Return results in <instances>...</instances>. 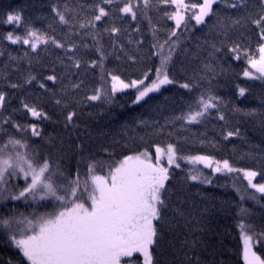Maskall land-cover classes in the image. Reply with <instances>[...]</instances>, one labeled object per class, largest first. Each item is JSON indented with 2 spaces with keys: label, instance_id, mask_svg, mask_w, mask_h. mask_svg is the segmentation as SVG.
Masks as SVG:
<instances>
[{
  "label": "trees",
  "instance_id": "obj_1",
  "mask_svg": "<svg viewBox=\"0 0 264 264\" xmlns=\"http://www.w3.org/2000/svg\"><path fill=\"white\" fill-rule=\"evenodd\" d=\"M96 2L0 0V92L6 96L5 106L0 109V146L6 142L8 135L25 139L29 144L27 151L34 154L38 162L47 156L53 168L58 165L66 175L75 179L78 166L81 173L87 171L89 157L122 159L145 149L153 153L156 146L166 147L168 143H178L183 148V155H208L219 161L226 159L237 169L256 171V182H264V108L261 107L264 82L242 78L247 68L245 59L233 60L232 54L222 49L223 55L216 54L220 59L214 63L217 72L214 79L211 78L213 74L208 73L210 79L201 82L203 87H196L192 91L179 87V83L186 82V74L192 75L194 70L201 69L209 61L205 40L211 37L205 35L207 29L203 26H194L189 31L178 30L179 46L173 56L170 72L178 83L165 86L139 105L132 104L135 90L117 93L112 103L103 97L97 101L86 99L97 88L111 93L108 73L130 81L143 78L144 73L149 72V79L145 83H150L155 78V67L160 62L158 57L152 55L149 26L139 18L133 21L131 17H121L118 11H114L110 17L97 22V29H79L77 20L89 19L94 14L92 6ZM53 6L65 13L76 25L72 31L80 35H73L68 26L59 23L58 17L52 12ZM119 6H123L122 2ZM139 6L143 7L142 4ZM103 7L112 11L108 5ZM17 10L22 15V24L19 27L7 24V15ZM165 10V6L153 4V11L150 12L156 21L155 27L160 29L161 38H166V28L174 27L172 21L162 19ZM191 24L195 25V22L191 21ZM25 25H31L65 43L74 42L80 47L74 49L73 53H66L48 44L39 45L37 51L32 52L30 46L12 44L5 38L8 32L23 36ZM111 27L121 28V32L111 36L103 31ZM125 28L127 31H123ZM96 30L101 33L100 43L105 54L103 74L99 67H89L91 61H99L95 42L87 35ZM67 36L71 39H66ZM258 42V36L250 42L245 41L246 44L250 43L253 51ZM73 54L82 60L79 69L71 67V61L67 59L68 55ZM182 68L185 72L181 71ZM29 74L36 77L30 84L25 83ZM48 75H55L57 81L53 83L46 80ZM40 83H44L46 88H40ZM11 84L20 87L12 88ZM73 84H80V88L74 90ZM209 87L217 97L218 107L209 110L201 123L185 124L174 119L186 112L189 104ZM240 88L246 90L243 97L239 95ZM62 90L83 101L77 108L80 115L76 122L80 127L75 131L64 127L63 117L54 104V99L63 94ZM52 92L57 97L54 98ZM22 99L45 111L51 119H33L25 113L20 103ZM253 110L257 113L255 116L244 115ZM221 114L224 120L219 119ZM6 118L20 125L35 124L41 135L33 137L30 130L17 132L10 124L4 123ZM141 120L148 121V125L140 123ZM236 130L239 135L224 138L228 131ZM82 157L85 158L83 164L80 163ZM180 164L179 169H170L172 178L167 186L170 189L182 188L179 199L190 214L191 223H186L184 219L172 220L171 227L162 228L158 246L154 248L158 264H196L197 260L200 264H243L238 225L243 221L254 225L257 232L264 229V195L249 188L240 174L213 175L210 170L199 165L195 168L210 177L212 183L186 180L193 166L183 161ZM10 184L16 186V191L25 186L23 179H12ZM249 196L257 199H250ZM173 199H176L175 195ZM40 203L47 205L40 208V212L53 210L52 201ZM8 204V208L0 205V218L11 214L13 207H17V216L21 213L28 216L32 211L22 201H9ZM168 215L172 217L171 212ZM193 241L196 242L195 247L191 246ZM9 259L16 261L18 251L0 229V264H8Z\"/></svg>",
  "mask_w": 264,
  "mask_h": 264
},
{
  "label": "snow or ice",
  "instance_id": "obj_2",
  "mask_svg": "<svg viewBox=\"0 0 264 264\" xmlns=\"http://www.w3.org/2000/svg\"><path fill=\"white\" fill-rule=\"evenodd\" d=\"M121 2L123 6H119ZM153 4L165 6L162 19L174 24V27L166 28V38H161L160 29L155 27L156 21L150 15ZM103 5L110 6L112 11L106 10ZM214 5L217 7L214 8ZM92 7L94 14L89 19L77 20L79 29H97V22L110 17L114 11H118L121 17H131L133 21L139 18L149 26L152 55L158 57L160 62L155 67V78L147 84L145 82L149 79V72H145L143 78L128 82L108 73L111 93L97 88L86 97L88 101H97L103 97L108 103H112L116 93L132 89L135 90L132 104L139 105L146 102L150 94L159 92L162 86L178 83L170 75L173 56L179 46L178 30L189 31L194 26H203L207 29L205 35L211 37L205 40L209 61L201 69L194 70L192 75L186 74V82L179 83L180 88L192 91L196 87H203L201 82L210 79L208 73H212L211 78L214 79L217 75L214 63H218L220 59L216 54L223 55L222 49L231 53L233 60L245 59L248 67L243 72L244 77L264 82V0H97ZM169 8L172 10H167ZM52 12L61 25L68 26L70 31L75 29L76 25L64 12L55 6L52 7ZM191 21H195V25ZM22 22L19 10L7 15L6 23L9 25L19 27ZM103 31L117 36L121 28H104ZM72 34L80 35L77 31H72ZM87 35L95 42L99 54V61H91L89 67H99L103 74L105 54L100 43L101 33L96 30ZM257 36L259 42L253 51L250 43L246 44L245 41L250 42ZM5 38L12 44L30 46L32 52H36L39 45L48 44L66 53H73L74 49L78 50L80 47L74 42L57 40L31 25H25L23 36L8 32ZM66 39L70 40L71 37L67 36ZM83 47L87 48L88 45ZM67 59L71 61V67H82V60L74 54L68 55ZM130 59L134 60L133 57ZM181 71L185 72L183 68ZM45 79L55 83L58 78L48 75ZM34 80L36 77L29 74L25 83L30 84ZM10 86L20 87L17 84ZM39 87L44 89L46 85L40 83ZM72 88L79 89L80 84H73ZM245 91L240 88L239 95L245 96ZM62 93L58 98H55V92L51 95L55 98L54 104L59 115L63 117L64 127L75 131L80 127L76 122L80 115L77 108L83 101L69 96L63 90ZM261 100V107L264 108V97ZM5 103L6 96L0 92V109L4 108ZM20 103L25 113L33 119H51L45 111L26 100L22 99ZM217 107V97L209 87L189 104L186 112L174 119L185 124H198L209 114V110ZM256 114L255 110L244 113L247 116ZM219 119L224 120V115L221 114ZM4 123L10 124L17 132L30 130L33 137L41 135L35 124L20 125L7 118ZM140 123L148 125L146 120H141ZM156 131L159 129L156 128ZM236 135H239L238 130L228 131L224 138ZM28 148L27 140L13 135H8L6 142L0 146V205L8 208L9 201H22L32 210L28 216L23 213L17 216V207H13L11 214L0 218V229L7 235L11 246L18 251V259H9L8 264H158L154 248L158 246L162 228L171 227L172 220L184 219L186 223H191V216L179 199L182 188L170 189L167 186L172 178L170 169H179L180 161L193 166L186 180L212 183L210 177L195 168L196 165L211 169L213 175L242 171L248 187L264 195V184L253 183L258 175L256 171L237 169L226 159L219 161L208 155H183V148L178 143H168L166 147L156 146L154 159L147 149L126 155L122 159L89 157L87 171L81 173L78 166L75 179L66 175L58 165L53 168L47 156L42 162H38L36 156L27 151ZM84 160L82 157L80 163L83 164ZM21 178L25 186L16 191V186L11 185L10 180ZM174 195L176 199H173ZM243 198L241 195V199ZM248 198L257 199L255 196ZM41 201H52L53 210L40 212V208L47 206L41 204ZM169 212L172 213L171 218ZM238 227L243 245V264H264V251H261L264 249V229L257 232L254 225L243 221ZM195 245L196 242L193 241L191 246ZM125 257L129 259L122 261ZM196 264H200L199 260Z\"/></svg>",
  "mask_w": 264,
  "mask_h": 264
},
{
  "label": "rangeland",
  "instance_id": "obj_3",
  "mask_svg": "<svg viewBox=\"0 0 264 264\" xmlns=\"http://www.w3.org/2000/svg\"><path fill=\"white\" fill-rule=\"evenodd\" d=\"M195 22V21H194ZM257 56H258V54H257ZM248 67V66H247ZM247 69V68H246ZM250 70V69H249ZM251 71V70H250ZM242 78L243 79H246V80H251V79H248V78H246V77H244L243 75H242ZM126 82H128V81H126ZM165 86H167V85H164V86H162L161 87V89L162 88H164ZM130 90H132V89H129V90H125V91H130ZM110 91H111V80H110ZM124 91V92H125ZM118 93H120V92H118ZM158 93V92H157ZM117 94V93H116ZM152 94H155V93H152ZM151 95V94H150ZM150 155L153 157V159H154V157H155V150H154V153L152 154V153H150ZM163 163L164 164H166V161H163ZM199 166H201V167H203V165H199ZM204 168V167H203ZM205 169H208V170H210L211 171V169H209V168H205ZM244 171H249V170H244ZM224 174H233V173H224ZM237 174H240L243 178H244V176H243V172L242 171H240V172H238ZM256 177L253 179V183H256V184H264V183H258V182H256ZM244 181H245V183H247L248 184V182H247V180L244 178ZM252 189V188H251ZM252 190H254V189H252ZM255 191V190H254ZM260 194V193H259ZM240 240H241V238H240ZM242 243V242H241ZM242 248H243V245H242ZM126 259H129V258H122V261H124V260H126ZM242 260H243V258H242Z\"/></svg>",
  "mask_w": 264,
  "mask_h": 264
},
{
  "label": "bare ground",
  "instance_id": "obj_4",
  "mask_svg": "<svg viewBox=\"0 0 264 264\" xmlns=\"http://www.w3.org/2000/svg\"><path fill=\"white\" fill-rule=\"evenodd\" d=\"M238 172H234L233 173V175H235V174H237ZM241 178H243L242 176H241ZM22 179V178H21ZM244 179V178H243ZM258 183H264V182H258ZM254 191V190H253Z\"/></svg>",
  "mask_w": 264,
  "mask_h": 264
}]
</instances>
